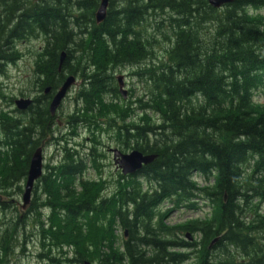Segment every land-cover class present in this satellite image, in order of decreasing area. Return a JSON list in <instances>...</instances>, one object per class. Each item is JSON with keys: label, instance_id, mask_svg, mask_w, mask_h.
<instances>
[{"label": "trees", "instance_id": "16d2710c", "mask_svg": "<svg viewBox=\"0 0 264 264\" xmlns=\"http://www.w3.org/2000/svg\"><path fill=\"white\" fill-rule=\"evenodd\" d=\"M100 2L0 0V78L22 59V42L42 39L56 66L77 51L86 111L76 127L91 139L88 149L71 131L54 141L53 164L19 213L7 200L24 193L39 135L0 86V264L33 246L47 264H264V108L253 102L264 84V0L219 9L110 0L98 24ZM121 71L142 85L140 96H121ZM103 136L123 153L157 158L109 181ZM198 198L210 203V220L164 225L163 204L197 211Z\"/></svg>", "mask_w": 264, "mask_h": 264}, {"label": "flooded vegetation", "instance_id": "af4514ba", "mask_svg": "<svg viewBox=\"0 0 264 264\" xmlns=\"http://www.w3.org/2000/svg\"><path fill=\"white\" fill-rule=\"evenodd\" d=\"M31 52L27 54V57H34V54ZM33 52L42 57L40 60L42 61V64L38 65L34 58L32 59V63L28 65L29 68L25 75L26 87L24 86V99L26 101H29L30 104L23 111V113L24 123L29 127H35V129L38 131L39 137L37 143L39 145V148L42 147L44 152L47 149L52 148V146H54V144L56 143L54 141H56L57 138L64 139V137L68 135H66V131H71L73 138L74 136H76L77 139L81 138L84 134V136H86V140L91 142L89 133L86 131V129H80L81 125L78 127V129L76 127L78 126L76 124V116H78L77 114L84 115L86 111L84 105L85 101L83 98L84 82L81 76L76 74L77 69H74L71 64H66L68 61L76 59L77 51L73 52L76 53L75 55L69 54L68 56L65 54L66 56L64 59V65H66H63L62 67H59V62L58 66L55 65V58L51 57L52 54L49 55L47 51L43 49V47H40L38 50ZM45 54L47 55V57H44ZM63 68H65V71H63ZM123 76L124 82L121 81L119 84H123L125 87L126 76ZM70 78H73L75 82L72 83L70 89L67 92V95L62 100L55 113L52 114L50 108L54 97H56V95ZM37 113L39 114L36 116V119L39 122L35 124L36 126H34L33 120L35 119V117L33 115ZM43 126H45L48 130V132L44 135H42L41 131ZM74 131H76V134H74ZM113 148L115 147L113 146ZM110 150L111 148L108 149L109 153ZM116 171L118 174H121L117 169Z\"/></svg>", "mask_w": 264, "mask_h": 264}, {"label": "rangeland", "instance_id": "374dc122", "mask_svg": "<svg viewBox=\"0 0 264 264\" xmlns=\"http://www.w3.org/2000/svg\"><path fill=\"white\" fill-rule=\"evenodd\" d=\"M257 14H261L264 15V9L259 10ZM154 26H152L153 28ZM166 45V44H165ZM165 45H161V47L166 48ZM41 44L40 41L38 42H33V43H27L25 44V42H22V44L20 45V49L24 52L23 53V57L22 59L18 62V66L16 68H14L13 66L8 70V73L6 75V77L0 78V86L3 89V93L6 96V98H8L7 100L9 101V98H20L21 97V93H24V86L26 87L25 84V75L26 72L28 71V65H30L32 63V59L33 57H27V54L30 53L32 50L36 51L38 48H40ZM161 50V49H159ZM31 52L33 54H35V52ZM75 60H72V62H70L71 66H75ZM127 71V70H126ZM122 73H124V71H121L120 75H122ZM128 73V72H127ZM119 76V74L117 75ZM126 76V75H125ZM125 90L127 91L128 95L127 98H129V93L135 94V96H140L141 93L144 91V88L142 87V85H138L137 81H132L131 83L128 84L127 83V79H126V85H125ZM132 97H130L131 100ZM6 101V100H5ZM253 102L264 108V84L263 86L259 89V91H257L254 95L253 98ZM5 102H2L0 105H4ZM85 137L84 135H82V137L80 138V142L86 149L89 148L88 144L85 143ZM59 139V138H57ZM102 141H103V151L104 154L107 155V159L106 162L104 163V172H103V176L104 178H106L109 181L114 182L115 180L118 179V173L115 169V166L113 165V161H112V155L111 153L108 152L109 148H113V144L112 143H108L107 142V138H105L104 136L102 137ZM88 146V147H87ZM80 151H82L81 149H79ZM52 150L51 151H47L44 154L45 157V161H44V165H51L53 164V160H52ZM91 175H94L93 173H91ZM94 177V176H92ZM97 177V176H96ZM198 183L202 186H204V184L206 185L207 183L204 182V180L200 177H196ZM24 189V186L22 187ZM13 191V190H12ZM22 195L20 196H14L15 199L12 197L11 200H7V202H11V207H18V212L19 213H23L24 211L21 208V205L19 206V201L20 203H22ZM197 205H198V210L197 211H191L189 209H176L173 208L171 204L169 203H165L161 206V210L162 213L167 212L168 214L166 215V218L164 219V225L170 228H174V227H178V226H182L188 222L191 221H198V222H205L206 220L212 218V207L210 205V203L205 199H196ZM262 212L264 214V203L262 204ZM4 218L3 215L0 214V222L2 221V219ZM10 217L7 216V220H9ZM122 234V232H118V235L120 236ZM29 234L27 233V236ZM125 235V233H124ZM30 236V235H29ZM33 238V234L31 235ZM126 237V236H125ZM186 241L188 242H194L195 238L193 236L186 235L185 236ZM29 239V237H28ZM64 252H67V250H64ZM27 257H21L19 256V254L16 253H12L11 256L9 257V262H7V264H45L43 263L41 260L39 262L36 261L37 256L39 255V252L36 250L35 251V247L33 246V248L27 250ZM35 256V257H34Z\"/></svg>", "mask_w": 264, "mask_h": 264}, {"label": "water", "instance_id": "95a60500", "mask_svg": "<svg viewBox=\"0 0 264 264\" xmlns=\"http://www.w3.org/2000/svg\"><path fill=\"white\" fill-rule=\"evenodd\" d=\"M110 0H101L100 5L96 12V22L98 24L102 23L107 15V10L109 6ZM234 0H208L211 7L215 9H219L229 3H232ZM65 54L63 53L61 56V64L64 62ZM123 80V77L120 78V81ZM74 82L73 78H70L61 89V91L55 97L53 103L51 104V113L54 114L56 109L59 107V104L64 99L68 89L71 87ZM120 91L123 92V96L126 97V91H123V85H120ZM16 108L19 111H24L28 105L29 101H25L24 99L17 100L15 102ZM114 163L118 169L122 171L124 176L136 175L141 172V170L154 162L157 158L156 156H144L140 152L133 151L129 154H123L119 150H112ZM43 171V153L42 150L36 151L33 155L30 168L27 176V180L25 183L24 194L22 196V208L26 209V207L31 202L32 193L35 187L36 182L41 178Z\"/></svg>", "mask_w": 264, "mask_h": 264}, {"label": "bare ground", "instance_id": "6f19581e", "mask_svg": "<svg viewBox=\"0 0 264 264\" xmlns=\"http://www.w3.org/2000/svg\"><path fill=\"white\" fill-rule=\"evenodd\" d=\"M97 10V9H96ZM97 12V11H96ZM95 18H96V13H95ZM40 40H42V39H39L38 38V41H40ZM62 56V55H61ZM61 56H60V60H59V67H62L63 65H64V62H65V60H64V62L61 64ZM35 58V60H36V62H39V58H40V56H38L37 54H34V57H33V59ZM70 62H72V60L70 61ZM70 64V63H69ZM18 66V65H17ZM17 66H13L14 68H16ZM12 67V66H11ZM11 67H9L8 68V70L11 68ZM119 76H121V75H119ZM119 76H117V79L119 80ZM55 98V97H54ZM62 102V101H61ZM61 104V103H60ZM59 104V105H60ZM73 117V116H72Z\"/></svg>", "mask_w": 264, "mask_h": 264}]
</instances>
